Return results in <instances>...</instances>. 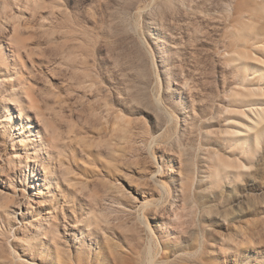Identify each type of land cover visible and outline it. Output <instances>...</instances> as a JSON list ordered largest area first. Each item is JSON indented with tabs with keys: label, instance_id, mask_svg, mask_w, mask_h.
Instances as JSON below:
<instances>
[{
	"label": "rangeland",
	"instance_id": "obj_1",
	"mask_svg": "<svg viewBox=\"0 0 264 264\" xmlns=\"http://www.w3.org/2000/svg\"><path fill=\"white\" fill-rule=\"evenodd\" d=\"M254 109L264 0H0V264H264Z\"/></svg>",
	"mask_w": 264,
	"mask_h": 264
},
{
	"label": "bare ground",
	"instance_id": "obj_2",
	"mask_svg": "<svg viewBox=\"0 0 264 264\" xmlns=\"http://www.w3.org/2000/svg\"><path fill=\"white\" fill-rule=\"evenodd\" d=\"M4 55V52L2 51L1 52V56ZM7 55V54H6ZM9 58V56L7 55V57L5 58H1L3 61H5V59ZM10 59V58H9ZM1 60V61H2ZM14 76H16V72L14 71V74H11L9 77H7V79L9 81H13L12 79H14ZM13 77V78H12ZM10 100V101H9ZM11 99H8L7 100V103H11ZM6 102V100H5ZM254 116H255V119H253L254 123L255 124H258L260 121H262L264 119V109L262 110H257V109H254L252 112H251ZM7 118H10V116H6ZM16 126H19L18 124H15ZM18 129L20 130L21 132V137L23 138V141L26 142L27 144V150H33V152H36L37 151V148H39V146L41 145L40 144V139H37L36 137H34L30 131H27L25 130L24 128H22L21 126L18 127ZM9 219H10V216H9ZM28 229H33L31 226L28 227ZM39 234L43 235V236H47V227L44 223V220L42 219L41 221V226H40V229L38 230ZM13 235V234H12ZM23 235V234H22ZM18 244L20 246H22L23 248H26V249H32V243L30 242V240L27 238V236H22L19 240H18ZM12 260H11V264H30L28 261H25L21 258V256L17 255L16 253L12 254L11 256Z\"/></svg>",
	"mask_w": 264,
	"mask_h": 264
}]
</instances>
